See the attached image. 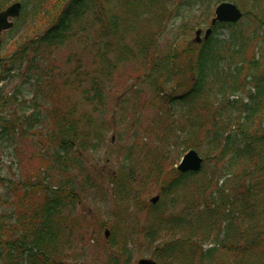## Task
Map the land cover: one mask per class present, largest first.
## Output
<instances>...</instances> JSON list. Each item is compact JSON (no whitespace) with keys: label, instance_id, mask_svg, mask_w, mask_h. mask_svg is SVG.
I'll list each match as a JSON object with an SVG mask.
<instances>
[{"label":"trees","instance_id":"trees-1","mask_svg":"<svg viewBox=\"0 0 264 264\" xmlns=\"http://www.w3.org/2000/svg\"><path fill=\"white\" fill-rule=\"evenodd\" d=\"M114 1L70 0L53 28L4 63L0 151L21 154L20 138L27 133L39 135L48 158L44 170L49 175L29 182L31 189L41 190L42 197L38 202L31 199L19 213L24 215L21 220L8 223L7 210H0V264H71L75 258L64 260L60 251L85 248L84 239L74 241L72 237L78 223V195L85 189L98 192L99 185L89 173L83 176L82 183H77L75 177L82 171L93 172L85 166L84 153L104 148L108 133L114 130L113 122L127 121V114L132 115L135 124L130 132L132 141L120 160L121 171L114 178L116 186L105 192V196L109 193L118 201L117 210L112 211L116 222L108 238L116 246L114 264H130L132 250L128 243L134 230L141 227L138 214L143 209L151 219L148 227H141L149 242L180 234L155 248V254L164 257L165 264H264V73L248 80L242 74L244 68L254 64L246 47L264 31V0H231L247 7L244 17L255 21L252 30L245 32L237 27L238 22H217L197 51L191 44L180 49L178 42L195 25L206 23L212 3L220 0H118L119 5ZM122 9L125 15L119 14ZM87 14L92 15L88 25L99 27L95 45L89 47L95 59L91 68L82 69L78 62L59 83L47 55L52 53L51 48L77 33L85 32L83 38L89 40L87 25L81 24ZM200 14L202 20L194 21ZM166 26L170 42L167 56L158 44ZM16 29L15 22L8 32ZM259 43H264V36ZM134 60L143 69V77L133 81L138 84L135 91H152L149 97L176 107L179 119L156 126L163 114L159 105L154 127L140 129L144 117L137 104L140 95L132 93L118 97L119 107L116 104L111 114V97L106 93L112 88L110 68L118 61ZM17 77L19 82L11 86ZM134 83L131 88H135ZM59 84L71 87V94L60 97ZM247 84L252 89L246 90L247 99L243 100L238 92ZM221 107L228 113L224 117ZM185 125L186 137L180 139ZM194 132L203 144L218 148V153L212 156L208 149L204 151L192 135ZM171 146L175 157H170ZM180 147L201 149L205 157L224 160L219 170L212 172L216 177L209 179L208 185L204 181L189 185L193 195L187 199L182 198L183 188L188 187L194 172L179 173L171 168ZM135 172H142V179L152 178V183L160 185L156 204L146 203L144 195L137 191L131 192V184L139 178ZM165 197L163 205L161 199ZM9 198L6 188L0 191V206ZM130 198H135L136 208L128 216ZM165 204L176 213L166 214ZM178 204H183V209ZM161 207L164 212L158 213ZM118 223L127 229L121 232V238L115 235ZM5 235L8 236L4 238ZM188 241L192 247L184 252L182 247Z\"/></svg>","mask_w":264,"mask_h":264},{"label":"rangeland","instance_id":"rangeland-1","mask_svg":"<svg viewBox=\"0 0 264 264\" xmlns=\"http://www.w3.org/2000/svg\"><path fill=\"white\" fill-rule=\"evenodd\" d=\"M13 1L16 0H0V9ZM62 3L63 0H58V1L23 0V9L18 20L16 21V23L18 24V29L14 30L12 33L11 32L9 33L10 38L5 33H2L0 35V41L2 42V48L0 49V56L9 54L17 46L21 45L30 38L34 37L36 34L44 31V29H46L50 25V23L55 19ZM115 5H119V3H115ZM214 6L215 3H212V7L210 9L211 12H213ZM242 8L246 10L247 7L246 8L242 7ZM114 10H116V8ZM123 13L124 10L122 9L121 13L119 14L122 15ZM201 20H202L201 14L195 16L194 18V21L200 22ZM91 21H92L91 14H87L81 21L82 25H87L86 33L89 36V40L82 38L85 32L77 33L73 36L68 37L61 44L51 48L53 49L52 53L47 55L49 57V61H48L49 66L53 67V73L56 75L55 79H57L59 83L60 81L61 82L63 81L65 77L64 74L72 73L73 69L78 66V62L81 63L82 69L85 66L91 68V61L92 59L95 58H93L94 53L92 50L89 49V47L92 46V43L95 45L94 41L97 40V34L99 32L98 25L94 24L92 27L88 25L91 23ZM254 22L255 21L253 19L247 21L243 16L242 19L238 21L237 27H241L242 29H244L245 32H249L252 30V26H254ZM207 26L208 23H200L195 25L191 31H189L186 35H184L183 38H180L178 42V47L184 50V47L186 45L191 44L193 49L197 51L200 48L201 43L196 44L192 40L195 36L194 30L196 28H202V31H204ZM75 27L77 28L78 25H75ZM167 30L168 27L166 26L164 32L161 34L158 40V44L161 46V48L164 49L166 56L170 51V42L168 40V37L166 36ZM221 32L224 35L226 34V31L224 29ZM202 35L203 32H201V37ZM263 36H264V31L258 34L257 37H254L252 42L245 49L247 56L251 57L254 61V64H252L251 67L244 68L242 72V74L247 75L246 76L247 80L254 75L264 73V43H259V41ZM180 60H181L179 61L180 63L184 62L183 57H181ZM14 66H16V64ZM5 67H6L5 64L4 65L1 64V73L3 72ZM110 71H111L110 83L112 84V88L106 91L107 96L111 97L110 100L111 105L109 107L110 112L113 109H115L116 104L119 107L120 99H118V97H123L132 93V94L140 95V98H137L138 99L137 104L138 102L140 103L141 109L143 111L142 114L144 115V117L141 118L140 121V125H139L140 129L154 127L153 123L156 120L155 111L159 107V105H161V108L163 109V114L160 115L159 122L155 123L156 126H160L162 124L169 123L176 118L177 119L180 118L179 111L177 110L176 107H171V106L169 107V105L164 102L160 104V102L156 98L151 99L149 96L154 94L152 91L146 89L135 91V89H137L138 87V84L133 82L134 79L139 80L140 78L143 77V73H142L143 69L140 66L139 61L137 60L118 61L115 67L110 68ZM228 71L230 70L227 69V72ZM169 76L172 77V74H169ZM175 78H179V76H175ZM19 80L20 78L17 77V79L13 81L11 86H15V84L18 83ZM132 83L136 85L135 88H133V86L131 88ZM59 86H60L59 88L60 97L62 95L64 96L71 94L72 92L71 87L62 88V85L60 84ZM248 89L250 90L252 89V86L249 84L246 85L245 89L244 88L239 89L238 94L243 96V100L247 99V96L245 95L247 94L246 90ZM231 97L233 96H230L229 98ZM221 108H222V116L224 117L228 113L225 108L223 107ZM126 116H127L126 118L129 119L128 121L121 122V120H117L113 122L114 130L108 133L107 141L105 142L104 148H102L101 150H93L91 152L84 153L86 155L84 159L86 162L85 166L88 169H92L93 172H91L90 170L82 171L79 175H76L75 177L77 183H82V181L84 180L83 176L86 173L91 174L92 181H95L99 185V190L98 192L96 191L92 192L88 189H85L82 192H80V194L78 195L80 199V204L77 206V210H76V213L78 215V223L75 225V229H73L74 233L72 237L74 241L84 239L85 248L82 251H79L78 249H75L73 251L71 250L60 251V258L64 260L75 258L71 262V264H114L112 258L114 257L113 253H115L116 246L109 243L108 239H106V237L104 236L103 231L105 227H108L111 230V225H113V223L116 222V218L112 214V211L114 209L117 210L118 201L114 200L113 196L110 195L109 193L105 196V192L108 190V188H113L116 186V184H114V178H117L119 176L118 174H120L121 171L119 170L121 165L120 160L123 154L127 150L128 143L132 141L130 132L133 130V128H135V124L134 125L132 124L133 118L131 114H127ZM181 126H184V123H182ZM186 131H187V125H185V131L179 133L180 139L186 137L185 134ZM192 135H194V137H197V140L201 144L200 146L204 151L208 149V151H210L212 156H215L218 153V148H214V149L211 147L209 148L207 143L203 144V141L200 139L199 135L196 132H194ZM38 136L39 135L33 136L27 133L26 135H23L20 138V143L18 148L21 149L22 153L18 155V157L13 156L11 158L8 153L0 152V191L4 189V184H7L9 189H13L15 187L17 188L13 190L10 195L11 200L9 206L14 205L10 209L11 212H13L14 209L22 210L23 203L20 202L21 201L20 196L23 192H24V199H23L24 204H28L31 198L33 197L37 198L41 194L40 190L34 191L32 194H25L27 187L23 183H20L22 182V180L25 179L38 180L43 178V176L46 177V175H49L44 170L45 168H47L46 165L48 163V158L45 155L42 144H40L38 141ZM144 139L145 138L142 137V141ZM178 150L180 152V155L174 159L175 164L180 159L181 154L187 149H182V147H180ZM201 152L204 155V152L202 150ZM175 153L174 151H172V146H171V150L169 153L170 157H175L176 155ZM222 162H224V160L219 162V160L216 157H205L204 166L202 169L204 174L201 173L195 174V176L191 179V181H189L187 185L188 187L183 188L182 198L187 199L188 195L192 194L189 191V185L197 184L198 182L201 183L203 181L205 182V184L208 185L209 179H213L216 177L215 175L212 174V172L218 171L219 163L222 164ZM167 167L170 168V164H168ZM126 169H127V165L124 166L123 171L126 172ZM49 172L55 175L54 171L50 170ZM74 173L76 172L74 171ZM142 175H143L142 172L137 174L139 178H141ZM223 179L221 178V180ZM221 180H219V182ZM210 187L212 186H209L208 188ZM131 188L132 191H137L139 192V194H141L142 191L147 192V195L143 199L144 201L149 203L150 197L159 192L160 185L152 183V178H151L150 181L146 183L136 180L131 184ZM262 197L264 198V194ZM196 198H199V195L196 196ZM166 199H167L166 197L164 199L163 198L161 199L163 205ZM192 200H194L193 197ZM134 201L135 198L129 200L130 205L128 206V211H127L128 216L132 215L131 213H129V211L136 208ZM140 205L141 203L138 202L137 207L139 208ZM178 205L182 206L183 209L184 207L183 204H178ZM162 207L161 209L158 210V213H163L164 211L166 214L169 215L176 213L175 211H170L168 209V207H171L169 205L165 206L164 211L162 210ZM9 219L11 220L14 219V215L12 213L10 214ZM138 219L140 220L141 227L142 226L148 227L151 221V219H148L146 217V211L144 209L139 212ZM134 220L135 218L129 220L128 223ZM141 227H138L134 230V234L132 235L131 240L128 243V246L132 250V259L130 263L137 264L136 261L138 258L140 257L152 258L153 254L162 263V260L164 258L161 256H157L154 253V249L158 246H161V242H162L160 241L161 238L155 241V243H150L149 241H147L146 239L147 237L143 235ZM114 230L116 237L119 238L123 237L121 234L122 231L124 232L127 231V229H125V225H121L120 223H118L114 227ZM187 232H188V228L185 227V232H184L185 235L187 234ZM179 235H180L179 233L175 234V236H179ZM7 236L8 235H5L4 238H6ZM165 240L166 239L163 238V241ZM73 245H75V243H73L72 246ZM191 247L192 246L189 241L185 242L183 248L184 252L190 250ZM23 264H25V262H23Z\"/></svg>","mask_w":264,"mask_h":264},{"label":"water","instance_id":"water-1","mask_svg":"<svg viewBox=\"0 0 264 264\" xmlns=\"http://www.w3.org/2000/svg\"><path fill=\"white\" fill-rule=\"evenodd\" d=\"M20 11V3L15 1L9 4L5 9L0 11V30L7 29L12 25V22L8 20V17H15L19 14ZM242 16L241 10L238 6L230 1H221L215 6L214 16L211 18V23H215L216 21H236L238 18ZM200 29L195 31L196 38L200 33ZM211 29L208 27L205 30L204 37L210 33ZM17 48L8 56L2 58H9L15 52H17ZM202 157L198 154L195 149L187 150L183 156L181 157L180 162L177 164V169L181 171L186 170H198L201 167ZM157 196L152 198V201H155ZM106 235L108 234V230L105 231ZM139 264H157L153 259L150 258H140L138 260Z\"/></svg>","mask_w":264,"mask_h":264}]
</instances>
